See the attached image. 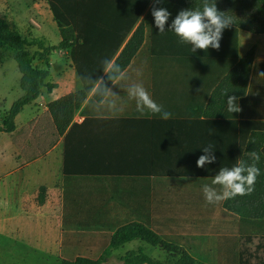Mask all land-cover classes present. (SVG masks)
<instances>
[{
  "label": "crops",
  "instance_id": "obj_1",
  "mask_svg": "<svg viewBox=\"0 0 264 264\" xmlns=\"http://www.w3.org/2000/svg\"><path fill=\"white\" fill-rule=\"evenodd\" d=\"M26 1L35 12L43 9V5L47 6L53 19L48 0ZM152 4V0H149L150 8ZM148 11L144 14H149ZM176 15L171 13L170 18L174 19ZM178 40L173 33L170 38V44L173 45V71L170 76L157 79L149 75V65L133 61L127 69L128 79L121 81L116 89L119 93L118 106H123L122 111L97 112L92 107L94 101L89 95L76 111L65 134H58L57 145L34 160L22 156L17 159L10 176L38 163H45L54 153H57L59 163L55 175L57 184L52 187L42 185L47 190L44 204L33 205L30 199L20 196L16 201V204L19 203L16 206L19 217L27 222L30 213L37 212L36 217L47 219L51 213L65 209L66 195L69 196V210L80 211V197L96 195L102 187L99 182L121 179V191L126 201L132 197L137 206H143L144 201L149 200L148 203L155 210L161 208L163 212H173V227H186L188 230L180 234L195 235V229H206L208 231L203 233L209 234L211 228L227 227L234 234L242 236L241 252L246 256L249 254L251 264H264V199L234 202L231 205L233 210L248 209L254 213L248 220L240 217L234 219L225 213V201L209 204L202 191L203 185H212L215 175L209 173L218 172L221 167H228V164L216 156V162L206 165L204 169L197 166L199 157L204 154H199L202 152L200 149L208 143L215 144L220 153L222 148H232L234 155L240 147H249L252 151L264 147V75H260L264 72V34H252L239 29L235 59L234 36L229 29L223 33L219 50L210 48L207 52L197 50L192 53L190 46H182ZM252 47L256 48L255 64L245 95L238 97L241 111L232 114L226 110V116L236 123L235 134L246 136L245 143L240 145L235 138L231 142L219 137L223 129H212L207 125L210 121L202 123V120L214 89ZM135 64L136 69L133 68ZM137 70L140 75H137ZM68 72V80L63 84L53 83L56 87L49 92L51 95L62 85V96L79 88L81 84L75 69ZM133 82L142 83L155 101L157 98L163 99L160 105L172 114L171 118L164 120L150 113L140 117L136 112L135 101L128 98L125 90ZM240 84L238 79L234 80V93L240 89ZM88 107L90 110L87 113L85 110ZM238 122L243 123L241 127H238ZM18 129L16 126L10 135H15ZM216 136L218 138L211 141ZM11 146L18 152L25 147L20 141L11 143ZM11 159L14 160L12 156ZM261 159H264V154H261ZM36 170L39 173L41 166H37ZM173 175H196V179L173 178ZM1 180L0 190L4 183ZM214 187L219 189V186ZM246 227L250 229L248 235L244 232Z\"/></svg>",
  "mask_w": 264,
  "mask_h": 264
},
{
  "label": "trees",
  "instance_id": "obj_2",
  "mask_svg": "<svg viewBox=\"0 0 264 264\" xmlns=\"http://www.w3.org/2000/svg\"><path fill=\"white\" fill-rule=\"evenodd\" d=\"M167 8L178 14L182 9L195 8L202 4V0H164ZM49 8L56 23L60 41L57 46L46 47L43 39L28 40L18 30L12 29L6 21L0 19V48L14 53L21 74L20 89L22 96L16 100L6 116L0 123V133H13L16 130V117L24 107L34 103L40 96L41 90L46 88L49 92L56 87L48 82L50 77V64L48 54L53 50H69L70 59L76 75L80 77L85 73H95L100 68V61L105 58H115L116 62L128 69L146 49V31L143 22H139L149 0H48ZM159 5V4H158ZM156 5V6H158ZM153 4L151 6L152 10ZM219 10L229 12L233 16L235 24L229 29L234 40V59L237 58V31L239 29L252 34H264V0H217ZM173 18L169 19L167 27L171 25ZM173 33L165 31L159 33L153 19L149 33V50L152 57L161 58L170 56L173 58V45L170 44ZM35 46L34 53L29 52V47ZM255 47H252L241 60L232 67L224 79L214 89L208 100L203 115L202 123H207L212 129H223L219 137L227 141L234 138L241 144L245 143L246 136H237L234 130L235 121L226 116L227 96L222 95L224 89H228L230 95L242 97L245 95L249 78L254 63ZM46 62L45 67L38 66L35 61ZM102 74V73H101ZM240 81V89L234 93V80ZM81 84V81H80ZM83 87H87L84 85ZM82 85L75 92L64 95L47 105L54 126L59 135H64L73 122L74 113L79 110L87 99V94ZM93 100L95 97L92 96ZM243 123L238 122V127ZM239 129V128H237ZM211 138V137H209ZM207 138V139H209ZM218 136L211 138L214 141ZM215 150V155L232 167L238 158L251 162L248 153L253 149L240 147L235 155L232 148ZM200 151H202L200 149ZM199 151V152H200ZM256 151L264 154V147ZM203 152H200L201 154ZM260 154V156H261ZM261 169V175L254 184V190L250 194L236 196L224 203L226 214L232 218L248 220L253 217L252 211L233 210L232 204L237 201H254L264 199V159H260L257 165ZM64 175L67 173L64 171ZM211 172L209 175H216ZM195 176V177H192ZM173 178H194L196 175H183ZM44 190V189H42ZM44 198L40 201L44 204ZM103 226L95 227L82 233L64 234L62 245L82 247H98L112 250L123 248L133 241L146 243L153 248H158L167 255V260L162 262L155 260L145 253L142 247L128 251L123 259L132 264H251V258L241 252L242 236L234 234L229 228L214 227L209 229V234L199 229L195 235H182L173 232V235L162 237L152 229L139 223L132 222L111 229L110 234L100 233ZM91 234V235H89ZM100 236L101 238H99ZM104 258L92 259L78 256L74 260L65 259L62 264H101Z\"/></svg>",
  "mask_w": 264,
  "mask_h": 264
},
{
  "label": "rangeland",
  "instance_id": "obj_3",
  "mask_svg": "<svg viewBox=\"0 0 264 264\" xmlns=\"http://www.w3.org/2000/svg\"><path fill=\"white\" fill-rule=\"evenodd\" d=\"M43 6V9L40 8L35 12L26 0H0V19L6 21L9 27L18 30L28 40L43 39L46 47L57 46L61 39L59 29L49 14L47 6ZM157 7L167 8V3H161ZM147 9L149 14L145 15ZM167 10L171 13L168 8ZM144 13L138 24L143 22L145 26L146 49L136 62L144 66L149 65V75L157 79L161 76H170L173 71V58L170 56L156 58L150 54L149 33L154 17L149 5ZM36 49L35 46L29 47V52L32 54ZM48 59L51 73L48 82L63 84L68 80V71L74 68L69 50H53L48 54ZM35 64L45 67L46 62L36 60ZM136 67L135 64L133 68L136 69ZM20 79L21 74L14 60V53L0 48V123L12 104L22 96ZM62 92L63 85L52 95L43 88L41 96L31 105L25 106L16 117L15 123L19 128L16 134L0 133V178L4 182L0 190V264H62L65 259L74 260L78 256L92 259L104 258L101 264H132L123 257L128 251L137 250L139 247H142L153 259L166 261L168 258L164 252L140 241L130 242L123 248L109 253L106 249L98 247L78 248L62 245L64 234L90 232V229L103 226V230L96 234L101 235L105 232L108 235L111 229L132 221H138L162 237L173 235L174 231L177 233L188 231L186 227H173V212H163L161 208L155 210L153 205L148 203L149 200H145L143 206L141 204L137 206L132 197L126 201L121 191L123 184L121 179L99 182V184L102 183V187L98 189L96 195L80 197V211L69 210V196L66 195L65 209L51 213V217L47 219L36 217L37 212H31L27 222L19 217L16 209L19 203L16 204V201L22 197L30 199L33 205H43L40 201L43 198L46 199L47 190L42 185L52 187L53 184H57V177H55L59 164L57 153L47 158L45 163L33 165L18 174L10 176V170L16 167L19 157L34 160L57 145L59 135L47 105L61 97ZM156 102L160 104L163 99L157 98ZM89 110L90 107L85 111L88 113ZM81 139L83 140V136ZM18 141L25 146L19 152L11 146V143H18ZM11 156L14 158L13 161ZM37 166H41L39 173L36 170ZM146 185L148 186L147 183ZM54 216L57 217L54 218ZM205 231L208 230H201V232ZM244 232L248 235L250 229L246 227Z\"/></svg>",
  "mask_w": 264,
  "mask_h": 264
},
{
  "label": "clouds",
  "instance_id": "obj_4",
  "mask_svg": "<svg viewBox=\"0 0 264 264\" xmlns=\"http://www.w3.org/2000/svg\"><path fill=\"white\" fill-rule=\"evenodd\" d=\"M151 10L154 17L155 27L159 33L173 32L178 38L180 45L190 46V51L197 50L207 52L210 48L219 50L220 41L226 29H230L235 20L229 12L218 9L217 0H202V4L195 8L182 9L167 27L171 13L167 8L157 7L164 0H152ZM102 73V74H101ZM137 70V75H140ZM260 75H264L261 72ZM128 79L127 69L116 62L115 58L105 57L100 61V68L95 73H85L80 77L82 87L87 95L95 97L92 107L97 112L122 111L123 106H118L119 93L116 91L121 81ZM130 100L135 101L136 112L140 117L147 114L159 115L161 119L168 120L172 114L164 109L163 105L157 104L149 91L142 83H131L125 89ZM227 96V111L239 113L241 107L239 98L230 95L228 89L222 91ZM216 145L208 143L202 147L197 166L204 169L206 165L216 162ZM250 163L238 158L232 167H221L212 179V185H203L202 191L209 204H219L236 196L250 194L254 190V184L261 175V169L257 166L261 156L256 151L249 154ZM214 186H219V189Z\"/></svg>",
  "mask_w": 264,
  "mask_h": 264
}]
</instances>
